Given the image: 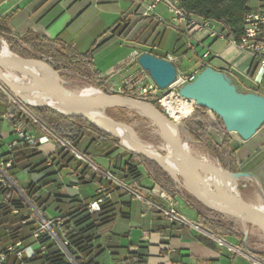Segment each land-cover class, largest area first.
<instances>
[{"label": "crops", "instance_id": "obj_1", "mask_svg": "<svg viewBox=\"0 0 264 264\" xmlns=\"http://www.w3.org/2000/svg\"><path fill=\"white\" fill-rule=\"evenodd\" d=\"M113 2L115 0H3L0 2V36H10L22 44L20 55L17 56L31 53L47 54L24 43L28 40L59 39L73 45L78 52L86 53L122 16L132 13L140 6L137 0H132V10L123 11L116 22L106 31H101L102 34L90 44L89 36L85 34L90 22L81 21V18L92 8L95 11L92 16L98 19V26H105L106 23L100 19V16L104 14L102 5ZM160 6L167 10L165 4H160L158 7ZM158 14L162 22L145 20L139 23L142 26L145 25L144 27L151 24L152 35L157 36L155 49L158 53L151 54L160 58H167L169 55L176 57L177 62L174 64L182 72L201 71L204 68L202 62L206 60L208 66L223 71L227 79L239 91L257 94L264 92V69H260L259 64L256 72L251 73L255 60L252 54L239 50L235 45L230 44L227 38L212 36L206 31L193 32L189 36L179 28L178 24L177 26L174 24L176 21L172 13L169 20L163 16L162 12L158 11ZM215 29L224 31L219 23L215 24ZM168 31L171 32L173 42L170 49L165 48ZM115 38L121 39V37ZM0 41L8 46L4 38ZM189 41L192 42V47H188ZM206 52H210L211 55L204 59L203 55ZM125 61L126 57H120L113 63H107L101 67L97 64L95 69L102 73V80L109 82L125 65ZM127 82L128 80H125L123 84ZM3 111L4 108L0 110V112ZM13 126L14 124L4 114L0 116L2 150L7 140L13 135ZM47 131L48 134L32 131L40 140L38 150L45 157L53 158L56 151L54 138H57L72 152L75 150L90 155V165L93 168L98 167L97 171L94 169L96 172L105 174L111 173L112 170L116 171L113 165L114 158L120 154L118 150L107 155V152L100 151L91 140H87L85 135L78 142L77 150L49 129ZM229 135L235 156L233 165L252 176L255 179L254 183L264 191V124L248 140H244L239 135L234 136L232 133ZM4 152L7 150L5 149ZM137 167L142 173L141 179L129 180L125 182L126 187H122L125 192L113 193V200L117 201L116 217L112 223L102 228L101 242L118 252V255L108 258L105 264H138L125 263L121 260L124 255L127 256L128 253L139 250L145 257V262L141 264H264L255 253L242 248L240 242H236L233 236L218 235L205 227L204 231L196 230L186 223L170 219L161 210L162 208L173 207L190 220H196V211L179 193L172 197L173 202L164 198L161 194L165 191L162 186L157 184L140 166ZM40 177L26 171L17 173L18 182L21 185L36 181ZM174 181L176 183L179 180ZM71 188H68L71 195H79L84 199L93 198L92 202L97 199L98 186L95 184H93V192L91 188L82 189L79 181L72 182ZM56 215L58 214L55 213L54 216ZM220 236L224 237L225 243L218 241Z\"/></svg>", "mask_w": 264, "mask_h": 264}, {"label": "trees", "instance_id": "obj_2", "mask_svg": "<svg viewBox=\"0 0 264 264\" xmlns=\"http://www.w3.org/2000/svg\"><path fill=\"white\" fill-rule=\"evenodd\" d=\"M251 1L254 0H180V5L196 17L221 24L229 35L240 39L244 31V16L246 12L253 9L249 6ZM255 1L259 4L264 2V0ZM145 20L157 22L154 18L143 17L142 9L138 6L132 13L122 16L86 53L78 52L73 45L64 43L59 39L28 40V42L24 41V43L30 45L35 50L45 51L66 67L80 72L90 70L93 78L101 79V72L95 69L94 54L100 47L115 37H122L128 41H132L135 35L142 31L141 37H145L143 43L146 46L156 48L155 41L157 36L152 35L153 29L151 24L141 30L142 25L139 23ZM1 38L6 40L12 53L20 55L21 48L23 47L20 42L10 36H0ZM259 64L260 61L255 58L251 68L252 74L256 72ZM102 88L105 89V86ZM262 95H264V92ZM0 105L4 108V111L0 112V116L4 114L12 124L16 125L22 122L28 130L42 134H48L47 129H49L77 150L78 142L84 137L85 131L98 133L99 139L103 141L114 139L113 135L100 130L86 117L65 115L46 106L30 107L37 117V120H35L31 116L26 115L19 105L12 102L1 89ZM155 105L159 104L155 102ZM127 107L129 105H122L111 109H124ZM190 118H197L198 124L203 128V134L210 136L204 124L209 120L206 108L197 107ZM115 120L117 122L120 121L118 118ZM194 136L196 139L202 138V134H194ZM54 139L56 151L53 158L45 157L37 147L30 145H22L12 151L14 163L11 170V178L17 183L23 196L14 195L11 201L0 200V243L2 244L0 251L4 250L9 244H14L18 241H23L25 244L31 243L32 238L30 234L36 228V214L34 210L49 218L47 211L50 207H54L58 214L54 217L62 219V229L69 240L68 250L76 263L105 264L108 258L110 259L114 255H118V252L102 244L101 231L104 226L112 223L116 217L117 201L113 200V193L115 191L125 192V190L104 174L96 172L90 164L78 159L70 148L63 145L59 139ZM231 140V137L227 136L222 143L217 142V145L218 147H222L231 161L234 162V150L230 147ZM115 151L109 150L107 151V155ZM81 154L91 160L90 155L82 152ZM133 158H142L149 162L153 170V180L162 186L172 197L178 194L175 189L177 184L159 164L149 158L131 153L130 159ZM49 159L53 161L51 166L48 165ZM114 159V169L119 168L121 170V175L118 176V179L123 182L129 180L139 181L141 179V171L130 161H125L123 166H119V162L124 159L123 155L119 154ZM65 168H71L72 174L78 179L80 184L92 183L97 185V198L101 195L100 189L102 188H105L107 193L111 195L110 199L101 204L99 212L90 211V203L93 198L84 199L79 195H71L68 191V185L58 179L61 171ZM236 169V167L232 168L234 171ZM19 171H27L29 174H37L41 177L36 181L21 185L17 178ZM189 205L196 211V221L198 224L218 235L239 237L242 248L257 254L264 261V251L250 247L247 239H245V234H237L233 230L231 223L209 216L200 207ZM198 205L208 211H213L212 208L201 201H198ZM15 209L18 210V213L14 212ZM56 232L62 238L59 229H56ZM41 241L47 244V253L43 256L38 255L36 258L30 260V262L50 261L53 264H71L57 243L50 241L48 237H43ZM121 261L141 264L145 262V257L141 250L132 251L127 256L124 255ZM6 264H19V262L14 256H9Z\"/></svg>", "mask_w": 264, "mask_h": 264}, {"label": "rangeland", "instance_id": "obj_3", "mask_svg": "<svg viewBox=\"0 0 264 264\" xmlns=\"http://www.w3.org/2000/svg\"><path fill=\"white\" fill-rule=\"evenodd\" d=\"M264 3V2H263ZM263 3L259 4L257 1H251L249 4L251 8H256ZM133 2L132 0H115V2L102 5V9L104 14L100 19H103V22L106 23L105 26H98V19L93 18L92 14L95 12L94 9H89L87 13L81 18V21L90 22L89 26L86 28V36H89V43H93L94 40L101 35V31H106L109 27H111L117 20V18L124 11L132 10ZM168 10V9H167ZM163 6L157 8V12H162L163 16L169 20L172 15L167 11ZM106 12V14H105ZM95 17V16H94ZM90 18V19H89ZM107 18V20L105 19ZM93 19V20H91ZM177 26V23H174ZM145 25L142 26L143 30ZM170 31V30H169ZM166 34L165 48L170 49L172 47V36L171 32ZM142 31L137 33L134 37V40L127 41L122 38H115L102 47H100L94 54V63L99 67L106 65L107 63H113L116 59L120 57H126L125 65H123L119 71L114 75L113 78L108 82V80L95 79L93 78V74L90 70L85 72L76 71L72 68L66 67L59 60L51 56L50 54L41 55L38 53L25 54V56H17L20 60H25L28 62L34 63H44L50 67H52L57 74L58 77L61 78L64 83L63 85L67 88L74 91H83L88 88H97L99 93L95 97H105L107 94L118 95V88L124 83L125 80H128L129 84H135L137 82H142L146 78V73L141 69L140 64L138 62L139 56L143 53H154L157 54L158 51L150 46H146L144 42V36L141 37ZM138 38V39H137ZM92 39V40H91ZM137 39V40H136ZM5 42L0 41V46H5ZM6 47L10 50V48L6 45ZM10 52H12L10 50ZM43 64V65H44ZM28 70V71H27ZM30 73V74H29ZM38 73V75H37ZM36 74V75H35ZM102 74V73H101ZM15 79H17L22 85H26L32 90H43L50 86L49 81L45 78L41 71L25 69L24 67H17L11 74ZM34 75V76H33ZM23 79V80H22ZM105 86V89L102 87ZM0 89L8 96V98L19 105L21 110L28 116H31L35 120L37 117L30 109V107H40L41 105L32 102L30 104H24L19 99H17L16 95L6 88L2 83H0ZM56 106H52L57 110L64 112L65 115L68 114V110L72 107L73 103L66 100H56ZM148 103L152 104L159 111H162L160 105H155V100H149ZM58 104V105H57ZM47 105H43L44 107ZM51 106V105H49ZM206 108L199 104L195 106ZM105 114L116 121L115 119H119V123H123L130 128H132L139 137L148 145L151 146L154 150L160 153L162 156H176L179 155L180 152L177 149V142L175 136L168 131V126L166 123L157 120L153 117L144 107L140 106H129L124 109H109L107 107H103ZM113 108V107H112ZM3 107L0 105V110ZM207 114L209 116V120L204 124L207 127V132L210 136H205L203 134V128L198 124L197 118L187 119L183 125L180 126V134L183 140L184 147L187 152L193 157L200 159V156H210L211 159H214L219 163L222 169L235 173V174H245L238 167L233 165V162L225 153L222 147H218L217 142H222V140L230 136L226 131L224 123H222L220 117L211 112L208 108ZM117 122V121H116ZM194 134H202L201 139H196ZM234 136H237L235 133H232ZM98 133L96 132H87L85 131V136H87V140H91L96 148H98L102 152H107L109 150H118L121 155H123L124 159L119 162V166H123L125 161H130L135 166H140L143 170L147 172L151 177L153 176V170L149 162L145 161L142 158H133L130 159L131 153H133L130 149L124 148L120 144V140L117 137H114L113 140L103 141L98 137ZM15 135L13 134L7 140L5 144V148L7 150L8 144L14 139ZM185 141V142H184ZM232 141V140H231ZM127 146V145H126ZM230 147L233 146L230 144ZM4 150L0 147V154L4 152ZM170 167V166H168ZM168 167L163 168L166 173L173 178L178 184V187L175 189L179 194H181L186 201L193 205L200 207L205 213L209 216L223 219L228 221L233 225V230L239 234L243 235L246 231L249 232L247 241L248 245L256 250L264 251V227L259 225L256 222L248 221L247 219L240 218L237 215L226 214L221 211H218L212 208L213 211H208L203 207L198 205V201L203 202L194 187V184L190 179L183 175H179L173 173ZM233 167H236V171L232 170ZM27 172V171H26ZM28 173V172H27ZM115 177L121 175V170L116 168V171L111 172ZM34 176L37 174H33ZM247 175V174H245ZM58 179L64 184L68 185L69 189L71 188L72 182H77L78 179L72 174L71 168H65L61 171ZM224 185V186H223ZM82 189L91 188L93 192V184H80ZM214 192L223 197L224 200L228 199L232 202H239L240 196L242 203L251 206L254 201L258 198V195H263L264 192L260 190L257 184L253 181H250L249 176H246L244 179L239 180L238 184L235 185L234 182L220 179L219 182L213 183ZM224 189V190H223ZM217 191V192H216ZM91 192V193H92ZM204 203V202H203ZM205 204V203H204ZM206 205V204H205ZM208 206V205H207ZM211 208V207H210ZM57 211L54 207H50L47 211V214L50 218L54 217V214ZM235 237V236H233ZM236 242H240L239 237H235ZM2 244L0 243V249ZM258 256L257 254H255ZM259 258V256L257 257ZM260 259V258H259ZM263 261V260H262ZM264 262V261H263Z\"/></svg>", "mask_w": 264, "mask_h": 264}, {"label": "water", "instance_id": "obj_4", "mask_svg": "<svg viewBox=\"0 0 264 264\" xmlns=\"http://www.w3.org/2000/svg\"><path fill=\"white\" fill-rule=\"evenodd\" d=\"M17 56V55H16ZM140 66L149 72L150 77L162 89H166L176 78V69L170 61L157 57L151 53H143L138 58ZM18 67L27 68L30 64L25 60H20L17 63ZM0 83L11 90L24 104H30L39 96L48 94H61L73 102L80 104L86 111L85 114L68 113L69 116H83L92 121V123L100 130L117 137L120 140L121 146L130 149L133 153L149 158L159 164L162 168L172 166L174 164H185L192 172V183L199 195V198L209 207L214 208L226 214L237 215L244 218L245 214L253 216L255 222L264 227V213L258 211L242 202H234L231 204H223L214 197V192L209 191L204 185V177L202 171L214 173L217 177L235 181L238 174L228 172L224 169H218L207 162L197 159L190 155L184 147L183 140L180 134V126L183 123L175 122L167 118L162 111H159L152 104L133 99L123 95L107 94L105 97L82 96L77 92L67 88L66 86L56 85L44 88L37 94L29 98H23L18 88L10 81L3 72V64L0 61ZM180 95L193 99L197 104L208 108L210 111L217 114L226 130L229 133L236 132L244 140L250 139L258 129L264 124V95L254 92H241L231 83L224 72L217 70L212 66L203 68L193 82L186 84L180 89ZM93 105L103 106L107 108L118 107L122 105L144 107L153 117L166 124H173L175 127V139L180 154L176 156L165 157L160 153L153 151L139 137V135L129 126L116 122L112 119L111 122L102 123L98 120L96 113L92 110ZM43 106V105H41ZM52 109L64 114L47 105ZM124 134L131 135L138 142V149L133 150L124 144ZM260 188V187H259ZM261 191H263L260 188ZM264 192V191H263ZM245 219V218H244ZM253 222V221H251ZM249 232H245V239L248 238Z\"/></svg>", "mask_w": 264, "mask_h": 264}, {"label": "built area", "instance_id": "obj_5", "mask_svg": "<svg viewBox=\"0 0 264 264\" xmlns=\"http://www.w3.org/2000/svg\"><path fill=\"white\" fill-rule=\"evenodd\" d=\"M142 9L143 17L154 18L157 22H162L161 16L157 12V8L160 4H165L169 12L173 14V18L184 32L189 36L193 32H209L210 35L216 37H225L230 44L235 45L239 50L252 54L260 61V69H264V3L252 10L246 12L244 16V31L240 39L229 35L226 30L223 32L215 29V24L212 20H204L196 17L180 5V0H137ZM224 29V28H223ZM188 47H192V42H188ZM211 55L210 52H206L203 57L207 59ZM218 55V54H215ZM173 63L176 69V78L174 83L168 86L166 89H162L158 84L150 77L148 71L141 69L146 73V78L142 82L135 84H129V82L121 85L119 95L127 96L133 99L141 101L155 100L162 108L163 114L175 122V118L171 114L169 107L166 105V101L173 98L178 104H186L192 108V114L195 111L197 102L193 99H188L180 95V89L186 84L193 82L200 71L182 72L176 66L177 58L169 55L164 58ZM203 67L208 66L206 60L202 62ZM212 112V111H211ZM192 114H187L181 117L178 123H184L189 119ZM13 134L15 138L8 144L7 152L0 154V200L11 201L14 195H21V190L17 183L11 178V170L13 168L14 156L12 151L22 145H30L38 148L40 140L36 134L28 130L24 123L20 122L13 126ZM1 143V140H0ZM7 153V154H6ZM76 157L84 162L90 164V160L87 159L81 153L73 150ZM52 159H49L48 165H52ZM96 171L98 167L94 168ZM106 177L112 179L115 183L121 187H126V183L115 177L112 173L106 172ZM101 195L93 202L90 203L91 212H99L101 204L107 199L111 198V195L107 193L105 188L100 189ZM162 196L167 200L173 202L172 196L168 195L166 191H163ZM163 212L172 220L181 221L190 225L192 228L200 231H204V227L197 223L196 220H190L187 216L180 214L175 208H162ZM35 211L36 228L31 232L32 242L25 244L23 241H18L14 244H9L4 250L0 251V264H6L9 256H14L19 264H53L50 261L30 262V260L36 258L38 255H45L47 253V244L43 243L41 239L48 237L50 241L58 244L60 249L66 254L71 264H77L72 255L69 253L68 246L69 240L66 238V233L62 229V219L60 217L48 218L44 217L40 212ZM18 213V210H14ZM59 229L61 237L56 232ZM218 241L225 243L224 237H218Z\"/></svg>", "mask_w": 264, "mask_h": 264}, {"label": "bare ground", "instance_id": "obj_6", "mask_svg": "<svg viewBox=\"0 0 264 264\" xmlns=\"http://www.w3.org/2000/svg\"><path fill=\"white\" fill-rule=\"evenodd\" d=\"M0 61L3 64V72L5 73L7 78L10 81H12V83L18 88L19 93L23 98H29L30 96H33V95L37 94L38 92H40L39 90L35 91V90L30 89L26 85H22L17 79H15L11 75L12 71H14L18 67L17 63H18V61H20V59L15 54L10 52V50L6 47V45L2 46V47L0 46ZM28 63L30 64V66L25 68V69H31V70H34V72H35V70L41 71L43 73V75L45 76V78L49 81L50 86H56V85L64 86L63 85L64 81L58 77L59 75L57 74V72L52 67H50L44 63H34V62H28ZM37 75H38V73H37ZM77 93L82 95V96L95 97L99 93V90L97 88L92 87V88H88V89H85V90L80 91V92L77 91ZM56 100H66V101H70L73 103L72 107L68 110V113H73V114H85L86 113L85 109L80 104L71 101L70 99H68L67 97H65L64 95H61V94L42 95V96H39L36 99V101H34V102L38 105L56 106V102H55ZM165 103L169 107L171 114L173 115V117L175 118V120L177 122H179L181 120L182 116L187 115V114H192V108L189 105L178 104V103H176V101L173 98L169 99ZM92 110L95 111L96 116L98 117V120L100 122L106 123V122L112 121V119L105 114L103 106L93 105ZM167 126H168V130H169L168 132L175 136L176 132H175L174 125L173 124H167ZM232 133L237 134L236 132H232ZM124 144L133 150H137L139 142L134 137H132L131 135L124 134ZM149 147L153 151H156L151 146H149ZM177 149H178V147H177ZM200 159L207 162L208 164L218 168V169H222L221 166L219 165V163L216 162L214 159H211V157L208 155L207 156H200ZM168 168L173 173L183 175V176L187 177L188 179L192 180V172H191V169L187 165H185V164H174ZM202 174L204 177V185L206 186V188L209 191L214 192V188L212 187L213 183H216V182L218 183L219 180L222 178L217 177L214 173H211V174L207 173L205 170L202 171ZM246 176H249L250 181L255 182V179L252 176L245 175V174H238L236 176L235 181H231V182H234V184L237 185L238 181L244 179ZM224 180H227V179H224ZM228 181H230V180H228ZM214 197L219 202H221L223 204L234 203V202L230 201L231 197H230V200L228 199V201L224 200L223 197L218 194V192L217 193L214 192ZM238 197H239V202H242L239 195H238ZM250 207L264 213V194L258 195V198L256 199V201H254ZM244 218L247 219L248 221H253V222H255V220H256L253 216L248 215V214H245Z\"/></svg>", "mask_w": 264, "mask_h": 264}]
</instances>
